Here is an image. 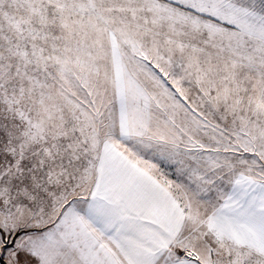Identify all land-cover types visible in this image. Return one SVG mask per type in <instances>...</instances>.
I'll use <instances>...</instances> for the list:
<instances>
[{
    "label": "snow or ice",
    "instance_id": "1",
    "mask_svg": "<svg viewBox=\"0 0 264 264\" xmlns=\"http://www.w3.org/2000/svg\"><path fill=\"white\" fill-rule=\"evenodd\" d=\"M0 264H264V0H0Z\"/></svg>",
    "mask_w": 264,
    "mask_h": 264
}]
</instances>
